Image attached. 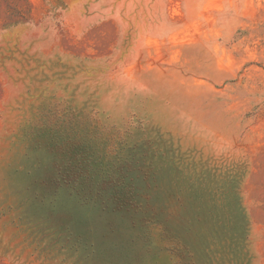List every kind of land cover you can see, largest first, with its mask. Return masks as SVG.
Instances as JSON below:
<instances>
[{
  "label": "rangeland",
  "instance_id": "1",
  "mask_svg": "<svg viewBox=\"0 0 264 264\" xmlns=\"http://www.w3.org/2000/svg\"><path fill=\"white\" fill-rule=\"evenodd\" d=\"M0 264H264V0H0Z\"/></svg>",
  "mask_w": 264,
  "mask_h": 264
},
{
  "label": "trees",
  "instance_id": "2",
  "mask_svg": "<svg viewBox=\"0 0 264 264\" xmlns=\"http://www.w3.org/2000/svg\"><path fill=\"white\" fill-rule=\"evenodd\" d=\"M90 142H85V149L82 152V155H79L76 160H79V162L76 164L78 168L84 167L85 173H63L62 175H59L61 179H63L64 184L70 185L73 189L79 188V192H83V194L79 197L80 200H82L83 204L88 206L92 201H95V199H98L101 201V204L104 205L102 207V211L105 209L110 208V206L115 205L114 211H124L126 213H130L132 211L133 215L137 214L139 211L142 213H147L146 208L149 207L150 203L146 204H138L137 200L141 199L142 195H140V191H143L145 193V189L149 190L153 188H158V182L156 178V170L153 165L150 166L149 172V183L142 184L141 180L143 178L139 177V175H135V182L134 186L129 189H120L118 188L120 185V182L122 181V177L118 178L120 174L117 175V173L113 172V167L110 169V172H107L105 175L103 173L96 175L97 169L99 168L98 165V158L96 157V154L94 152V149L90 146ZM79 158V159H78ZM126 163V166L128 169H131L132 171L135 169L133 162L130 161H123ZM119 164V163H118ZM134 168V169H133ZM117 169V168H115ZM60 171V169H59ZM117 176V178H116ZM141 179V180H140ZM101 180V182H99ZM152 193V191L150 192ZM148 196V194H147ZM172 195H167V197H171ZM138 197V199L136 198ZM150 197V196H148ZM147 199V198H146ZM159 199V194L155 196V200ZM157 204V202H155ZM112 208V207H111ZM152 216L148 215V218H144L142 223L144 221H155L157 215L163 216V211L160 207L159 208H153ZM165 223L167 225H164L165 235L167 239L172 237L171 229L168 226V219H165ZM162 224V223H161ZM132 226H134V222H132ZM110 231L116 232L117 230H114V228H110ZM141 235L139 234L138 237ZM117 242H109V244H116ZM93 245V244H92Z\"/></svg>",
  "mask_w": 264,
  "mask_h": 264
}]
</instances>
